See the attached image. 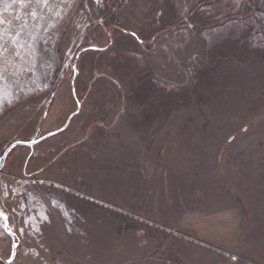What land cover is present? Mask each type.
I'll return each instance as SVG.
<instances>
[{"label": "rangeland", "instance_id": "obj_1", "mask_svg": "<svg viewBox=\"0 0 264 264\" xmlns=\"http://www.w3.org/2000/svg\"><path fill=\"white\" fill-rule=\"evenodd\" d=\"M56 132L0 172L13 264H264V0H0V160Z\"/></svg>", "mask_w": 264, "mask_h": 264}, {"label": "water", "instance_id": "obj_2", "mask_svg": "<svg viewBox=\"0 0 264 264\" xmlns=\"http://www.w3.org/2000/svg\"><path fill=\"white\" fill-rule=\"evenodd\" d=\"M95 50V49H94ZM70 122V121H69ZM68 122V124H69ZM68 124L66 125L65 128H63V130H65L67 127H68ZM63 130H61L60 132H62ZM56 134H58V132L56 133H52L48 136H46L45 138H42L40 140H37V141H33V142H18V143H15L13 145H11L8 150L5 152V154L3 155V157L1 158L0 160V172L3 170L4 166H5V163H6V160H7V157L8 155L17 147H29V148H32L34 146H36L37 144L41 143L42 141L50 138V137H53L55 136ZM0 211H1V208H0ZM5 215V214H4ZM6 216V215H5ZM3 220V223H4V228H5V231L6 233L12 238L13 240V245H12V254H11V258L10 260L8 261L7 264H13L15 259H16V255H17V250H18V247L20 245V239L12 232V229L10 228V225H9V220H5L3 218H1Z\"/></svg>", "mask_w": 264, "mask_h": 264}, {"label": "snow or ice", "instance_id": "obj_3", "mask_svg": "<svg viewBox=\"0 0 264 264\" xmlns=\"http://www.w3.org/2000/svg\"><path fill=\"white\" fill-rule=\"evenodd\" d=\"M73 70H74V71H78V69H73ZM0 218H3V219H5V220L8 219V217L5 216L4 213H3L2 211H0Z\"/></svg>", "mask_w": 264, "mask_h": 264}]
</instances>
